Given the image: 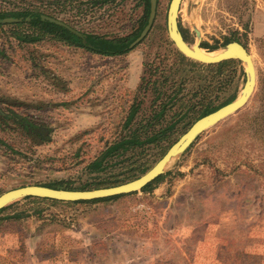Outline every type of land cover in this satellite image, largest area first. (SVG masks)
<instances>
[{"label": "rangeland", "instance_id": "obj_1", "mask_svg": "<svg viewBox=\"0 0 264 264\" xmlns=\"http://www.w3.org/2000/svg\"><path fill=\"white\" fill-rule=\"evenodd\" d=\"M170 1L157 0L147 39L119 57L49 36L21 44L12 38L20 28L1 29L0 195L93 181L87 165L122 134L130 106L142 100L141 116L147 113L153 95L142 80L159 86L167 73L160 70L175 63L179 52L166 29ZM23 10L112 39L133 32L143 7L141 0H0L1 13ZM177 22L188 45L197 42L195 25L208 54L227 39L246 48L257 78L247 104L202 133L152 191L76 206L20 200L0 214L23 215L0 221V264H264V0H182ZM227 80L214 107L238 97L245 75L236 71ZM160 153L149 149L140 159L150 170ZM109 163L100 177L121 173V164Z\"/></svg>", "mask_w": 264, "mask_h": 264}, {"label": "trees", "instance_id": "obj_2", "mask_svg": "<svg viewBox=\"0 0 264 264\" xmlns=\"http://www.w3.org/2000/svg\"><path fill=\"white\" fill-rule=\"evenodd\" d=\"M107 1L109 2L110 0H102V3ZM141 6L143 7L142 16L137 22L135 29L129 35L121 38L109 39L95 34L82 33L84 38H80L72 34L66 28L43 19V17L56 19L51 13L32 10L16 11L12 13L0 12V31L7 25L20 29L25 26L29 32L19 29L16 33H12V38L18 43L36 44L42 41L44 37L49 36L56 41L63 42L68 46H77L94 55L102 57H119L129 53L142 44L153 28L152 25L144 39L134 48H130V45L139 37L147 25L150 7L149 0H141ZM6 19H15L18 21L12 24L1 23V21ZM63 23L71 27L67 23ZM71 28L74 29L73 27ZM178 28L185 41L183 31L179 25ZM237 41L238 40L227 39L224 45ZM206 46L207 45L201 44L200 48L207 49L208 47ZM215 50L216 49L210 51ZM168 54L171 55L172 53L169 52ZM173 54L175 59L173 66L168 68V70H160L161 73H167L159 78L160 81L162 80L159 86L155 81L145 82L144 79L142 80L144 84H141L140 87L145 85L142 89L151 91L153 95V98L148 104L147 113L141 116V110L144 104L142 100L133 103L121 124L122 134L107 144L101 155L87 165L88 172L95 175L93 181L80 187H72L67 182L54 183L53 185L36 184V186L55 190L89 191L116 187L136 180L149 170L148 165L142 163L140 159L141 155L147 150L160 149L161 158L177 141V139L173 140L172 136L178 133L179 135H183L195 121L217 111L236 99V96L233 95L221 105L213 106V101L216 96H218V91L221 92L228 83H230V81L227 80L228 75H230V73L233 75L236 71L242 72V75H244V70L240 62L231 60L215 65H204L188 60L179 53ZM149 68L150 74H155L159 70L158 68L153 69L152 65H150ZM18 119L19 123L26 131L37 133V130H39L36 125L29 123L27 119ZM38 136L41 135L39 134ZM113 160L117 163H109V161ZM108 163L111 164L109 166H118L117 164H121L119 166L121 168V173L113 175L111 178L100 177V174H104L107 168H110L108 167ZM162 179L163 176L157 177L140 191H152ZM118 198L119 196H113L92 201L59 202L49 199L27 197L21 201L42 202L52 206H76L112 201ZM18 202L19 201H16L7 205L0 210V214L9 210ZM22 217L23 215L15 213L0 219V221L16 220Z\"/></svg>", "mask_w": 264, "mask_h": 264}, {"label": "water", "instance_id": "obj_3", "mask_svg": "<svg viewBox=\"0 0 264 264\" xmlns=\"http://www.w3.org/2000/svg\"><path fill=\"white\" fill-rule=\"evenodd\" d=\"M182 0H171L168 6L166 15V29L169 40L173 43L176 50L185 58L205 65H215L224 61H238L244 66L245 81L238 97L231 103L221 107L217 111L200 118L195 121L189 129L179 137V139L166 151L162 158L144 175L136 180L125 183L120 186L110 187L105 189H96L89 191H69L55 190L42 186H25L22 188L10 190L0 195V210L27 197L40 199H49L59 202H77V201H92L103 199L123 194L134 193L140 191L144 186L152 182L157 177L166 173L169 166L179 159V157L191 146V144L205 131L216 126L218 123L228 118L229 116L241 110L251 98L256 86V71L251 56L247 50L238 42H230L226 44L215 56H210L202 52L200 48V32L194 24L191 28L196 36L197 42L193 45H188L178 28V12ZM149 16L147 25L139 35V37L130 45L134 48L148 34L156 15L157 0H149ZM43 19L66 28L77 37L84 38L78 31L67 26L63 22L43 17ZM18 20L6 19L1 23H16ZM219 51V50H216ZM213 51V52H216ZM212 52V53H213Z\"/></svg>", "mask_w": 264, "mask_h": 264}, {"label": "bare ground", "instance_id": "obj_4", "mask_svg": "<svg viewBox=\"0 0 264 264\" xmlns=\"http://www.w3.org/2000/svg\"><path fill=\"white\" fill-rule=\"evenodd\" d=\"M222 50H219V51H217V52H214V53H211V54H209L210 56H215V55H217L218 53H220ZM202 52H204L205 54H208V53H206L205 51H203L202 50Z\"/></svg>", "mask_w": 264, "mask_h": 264}]
</instances>
